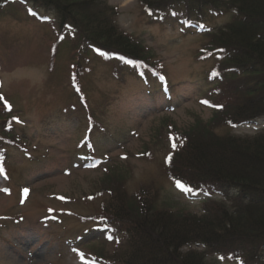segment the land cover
<instances>
[{"label": "rangeland", "instance_id": "rangeland-1", "mask_svg": "<svg viewBox=\"0 0 264 264\" xmlns=\"http://www.w3.org/2000/svg\"><path fill=\"white\" fill-rule=\"evenodd\" d=\"M2 1L0 94L8 112L0 108V125H9L4 131L11 134L0 165V264H117L126 235L100 237L86 221L100 213L107 190L117 184L128 197L143 193L158 210L199 215L211 198L176 184L167 165L181 134L207 124L217 104L209 98L215 60L201 57L207 38L200 27L214 30L232 15L207 14L186 27L179 15L145 11L139 0L107 1L119 30L143 44L169 81L173 109L166 110L167 100L148 93L146 85L157 87L153 80L145 85L130 68L114 77L116 63L94 50L78 57L74 36L68 29L61 34L50 14ZM74 73L85 107L72 87ZM87 115L102 130L92 139L97 162L74 167L88 154L78 146ZM263 124L216 132L253 136ZM206 263L235 264L214 255Z\"/></svg>", "mask_w": 264, "mask_h": 264}, {"label": "trees", "instance_id": "trees-1", "mask_svg": "<svg viewBox=\"0 0 264 264\" xmlns=\"http://www.w3.org/2000/svg\"><path fill=\"white\" fill-rule=\"evenodd\" d=\"M19 1L31 5V13L50 14L61 34L68 29L78 57L94 50L105 62L116 63L114 77L130 68L145 85L153 80L155 89L146 85L151 99H165L168 105L164 109H173L169 81L150 62L143 44L119 30L116 13L110 15L106 6L108 0ZM139 4L157 15H179L186 27L201 23L207 14L232 15L222 27L211 31L200 27L207 38L201 57L215 60L209 74L213 82L209 98L217 104L210 108L207 124L181 134L179 148L167 165L176 184L211 199L203 203L199 215H177L156 209L143 193L128 197L117 184L107 190L108 199L100 213L86 221L100 237L116 232L126 235L117 264H207L206 258L212 255L235 264H264V124L253 136L216 132L223 126L235 130L264 121V0H139ZM74 75V93L85 107ZM0 97V108L8 112ZM87 122L78 146L86 147L88 154L80 155V163L74 167L89 168L97 162L92 139L102 130L90 115ZM3 123L0 126L7 137L0 135V165L11 134L4 131L10 127Z\"/></svg>", "mask_w": 264, "mask_h": 264}, {"label": "snow or ice", "instance_id": "snow-or-ice-1", "mask_svg": "<svg viewBox=\"0 0 264 264\" xmlns=\"http://www.w3.org/2000/svg\"><path fill=\"white\" fill-rule=\"evenodd\" d=\"M0 99H2V97H0ZM7 106V105H6ZM25 192H27V189H25Z\"/></svg>", "mask_w": 264, "mask_h": 264}]
</instances>
